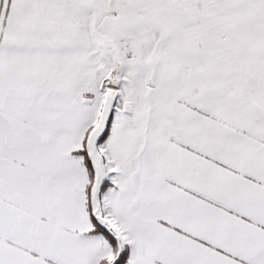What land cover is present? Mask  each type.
<instances>
[{
  "label": "snow or ice",
  "instance_id": "1",
  "mask_svg": "<svg viewBox=\"0 0 264 264\" xmlns=\"http://www.w3.org/2000/svg\"><path fill=\"white\" fill-rule=\"evenodd\" d=\"M0 264H264V0H0Z\"/></svg>",
  "mask_w": 264,
  "mask_h": 264
}]
</instances>
